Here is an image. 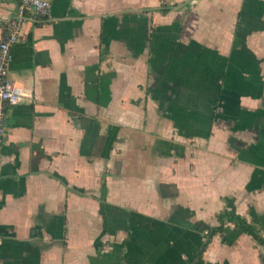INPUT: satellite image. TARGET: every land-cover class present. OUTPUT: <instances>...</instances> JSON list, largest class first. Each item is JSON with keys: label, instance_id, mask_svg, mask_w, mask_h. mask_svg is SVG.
<instances>
[{"label": "crops", "instance_id": "1", "mask_svg": "<svg viewBox=\"0 0 264 264\" xmlns=\"http://www.w3.org/2000/svg\"><path fill=\"white\" fill-rule=\"evenodd\" d=\"M46 1L11 48L0 264H196L231 207L264 237V0ZM260 254L227 225L201 263Z\"/></svg>", "mask_w": 264, "mask_h": 264}, {"label": "built area", "instance_id": "2", "mask_svg": "<svg viewBox=\"0 0 264 264\" xmlns=\"http://www.w3.org/2000/svg\"><path fill=\"white\" fill-rule=\"evenodd\" d=\"M159 7L170 9L174 4L169 0H158ZM50 3L46 0H19L15 15L3 24L4 33L0 38V146L5 134V121L10 108L24 97L25 91L8 79L11 48L17 43L26 20L40 21L49 17Z\"/></svg>", "mask_w": 264, "mask_h": 264}, {"label": "trees", "instance_id": "3", "mask_svg": "<svg viewBox=\"0 0 264 264\" xmlns=\"http://www.w3.org/2000/svg\"><path fill=\"white\" fill-rule=\"evenodd\" d=\"M162 12H166L167 9L161 8ZM217 225L214 227H208L206 233V239L199 251L198 260L196 264L201 263V255L203 251L207 248L208 244L211 242L212 238L216 235L222 236L225 233L227 225H231L234 229L240 230L245 233L247 236H250L251 239L261 247H264V237L262 236V231L247 222L245 217H242L236 214L235 208L231 207L230 209H225L222 212L218 213L215 217ZM260 263L264 264V256L259 255Z\"/></svg>", "mask_w": 264, "mask_h": 264}]
</instances>
